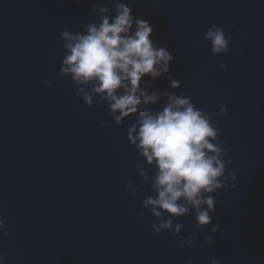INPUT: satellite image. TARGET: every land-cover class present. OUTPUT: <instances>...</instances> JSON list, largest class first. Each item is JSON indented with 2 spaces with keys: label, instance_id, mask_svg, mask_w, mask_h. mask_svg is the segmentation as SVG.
Returning <instances> with one entry per match:
<instances>
[{
  "label": "water",
  "instance_id": "obj_1",
  "mask_svg": "<svg viewBox=\"0 0 264 264\" xmlns=\"http://www.w3.org/2000/svg\"><path fill=\"white\" fill-rule=\"evenodd\" d=\"M97 2L0 0V217L8 228L0 255L6 264H210L213 256L264 264V0H128L174 56L177 94L206 101L210 112L228 108L218 123L237 187L216 194L220 232L211 245L194 241L195 249L156 234L150 213L136 215L154 193L137 175L127 139L134 118L116 126L106 104L88 107L57 76L60 33L95 22ZM212 24L235 37L226 56H214L204 40ZM167 87V76L153 83V91ZM129 181L141 188L136 196ZM176 222L183 236L197 231L194 214Z\"/></svg>",
  "mask_w": 264,
  "mask_h": 264
},
{
  "label": "clouds",
  "instance_id": "obj_2",
  "mask_svg": "<svg viewBox=\"0 0 264 264\" xmlns=\"http://www.w3.org/2000/svg\"><path fill=\"white\" fill-rule=\"evenodd\" d=\"M90 11L95 22L80 31L65 28L60 33L64 51L57 76L70 80L76 97L88 107L106 104L116 126L134 118L127 139L139 158L137 175L154 193L144 197L136 215L150 213L152 230L179 238L181 249H195L194 241L201 238L211 245L220 232L213 222L216 194L236 190L238 179L230 170L233 160L218 123L227 117V106L220 104L219 112H210L206 101L198 106L191 96L177 94L181 83L170 75L174 56L152 39L150 21L134 15L128 0H115L111 7L98 0ZM203 37L217 58L229 54L235 39L219 24L208 26ZM220 67L228 71L227 64ZM162 76L168 78L167 89L153 91V83ZM43 83L52 87L49 81ZM100 126H105L104 120ZM148 169H153L151 174ZM127 191L136 196L141 188L129 181ZM193 214L197 231L183 236L184 224L176 221ZM0 232L8 234L2 217ZM6 259L0 255V264ZM210 264L220 261L213 256Z\"/></svg>",
  "mask_w": 264,
  "mask_h": 264
}]
</instances>
